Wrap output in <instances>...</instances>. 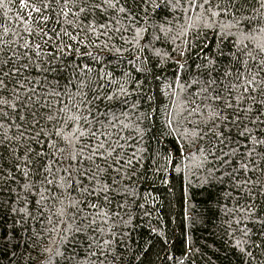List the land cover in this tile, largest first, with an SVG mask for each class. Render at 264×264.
I'll return each mask as SVG.
<instances>
[{
	"label": "trees",
	"instance_id": "1",
	"mask_svg": "<svg viewBox=\"0 0 264 264\" xmlns=\"http://www.w3.org/2000/svg\"><path fill=\"white\" fill-rule=\"evenodd\" d=\"M0 264H264V0H0Z\"/></svg>",
	"mask_w": 264,
	"mask_h": 264
}]
</instances>
